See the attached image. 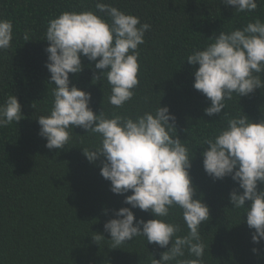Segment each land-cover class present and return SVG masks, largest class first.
Listing matches in <instances>:
<instances>
[{"label": "trees", "instance_id": "1", "mask_svg": "<svg viewBox=\"0 0 264 264\" xmlns=\"http://www.w3.org/2000/svg\"><path fill=\"white\" fill-rule=\"evenodd\" d=\"M103 2L151 26L140 46L139 86L132 100L117 109L108 102L106 79L92 82L104 70L82 58L83 71L69 74L70 87L91 93L89 106L97 115L104 111L109 117L113 112L135 117L154 110L159 101L169 107L176 117V136L192 156L194 199H201L210 210L209 220L201 224L203 264H264V240L253 244L254 229L247 226L243 209H233L229 202V193L238 184L231 177L213 180L204 171L202 156L204 139L215 135L227 118L246 115L256 123L264 119V89L240 98L234 94L220 115L207 116L204 109L210 101L193 87L198 65L186 61L221 31L242 28L256 18L264 22V0H257V9L250 13H235L220 0ZM82 10L95 11L94 0H0V18L12 21L14 33L11 47L0 52V104L12 94L22 110L19 122L0 128V264H152L153 257L160 259L167 250L147 244L141 236L111 248L104 224L115 218V211L131 207L124 199L132 193L114 194L110 181L100 174L103 158L90 163L83 155L82 148L99 143L97 135L75 127L68 144L59 150L47 149L39 135L37 117L49 114L53 100L54 84L45 66L48 22L63 11ZM25 32L30 41L23 39ZM262 188L258 184V191ZM132 211L137 220L154 218L138 208ZM166 219L180 226L177 235L187 234L179 209ZM98 234L104 239L96 242L93 237ZM190 258L194 257L186 252L180 259Z\"/></svg>", "mask_w": 264, "mask_h": 264}, {"label": "clouds", "instance_id": "2", "mask_svg": "<svg viewBox=\"0 0 264 264\" xmlns=\"http://www.w3.org/2000/svg\"><path fill=\"white\" fill-rule=\"evenodd\" d=\"M94 2L95 11H63L48 22L45 66L54 84L53 100L49 114L37 117L39 135L49 150L64 149L75 127L98 136L99 143L82 148L83 155L90 163L103 158L100 174L110 181L114 194L132 193L124 199L131 207L115 211V218L104 224L112 249L141 236L147 244L167 248L160 259L153 257L152 264H203L201 224L209 220L210 210L201 199H194L196 189L189 172L192 156L176 136V117L169 107L159 101L154 110L135 117L116 112L109 117L104 111L97 115L89 106L91 93L70 87L69 74L83 71L82 58L95 62V69L104 70L94 75L92 82L106 79L108 102L117 109L132 100L140 83V46L150 24L103 0ZM220 3L234 7L235 13H250L258 7L257 0ZM13 35L12 21L0 18V52L11 47ZM23 39L31 40L27 32ZM209 39L211 43L194 49L186 61L198 65L193 87L210 101L204 112L211 117L220 115L234 94L240 98L264 89V22L256 18L242 28L221 31ZM223 115L228 116L226 112ZM21 119V104L11 94L0 104V128ZM205 145L204 171L213 180L231 177L238 184L229 193V202L233 209H243L247 226L254 229L252 242L259 244L264 240V188L258 191V184L264 185V119L256 123L246 115L227 118L215 135L204 139ZM246 201H250L247 206ZM135 208L150 212L154 218L137 220L132 211ZM175 209L181 212L186 235H177L180 226L166 219ZM101 238L100 234L93 237L96 242ZM186 252L194 258L180 259Z\"/></svg>", "mask_w": 264, "mask_h": 264}]
</instances>
